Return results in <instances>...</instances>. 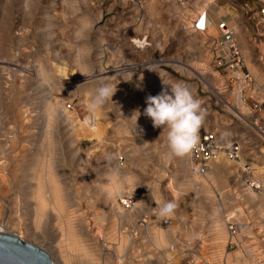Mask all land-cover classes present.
<instances>
[{
    "label": "rangeland",
    "instance_id": "1",
    "mask_svg": "<svg viewBox=\"0 0 264 264\" xmlns=\"http://www.w3.org/2000/svg\"><path fill=\"white\" fill-rule=\"evenodd\" d=\"M253 6V0H147L137 10L123 0H0V229L44 248L53 264H60L59 255L70 264H116L115 255L120 257L125 250L119 264H136L133 256L138 250L145 251L143 259L154 253L139 233L137 248L130 232L144 221L159 226L157 205L148 189L158 173L160 194L176 204L174 216L167 220L171 223L166 227V246L174 243L185 256L176 257L175 264H191L201 256L211 264H264V227L257 213L261 191L247 188L248 181L261 178L256 173L264 167V142L220 105L212 91L219 82L212 73L209 42L204 34L189 29L207 7L229 9L231 26L239 27L240 45L249 54L247 63L253 64L261 81L264 27L248 20L246 7ZM134 40L148 45L139 48ZM99 59L119 64L122 71L105 75L103 82L56 77L57 67L69 73H95ZM162 80L189 87L206 112L203 126L217 131L213 119L221 121L223 129L217 132L223 141L249 135L243 161L244 169L248 165L250 170L230 165L235 174L239 172L237 178L220 167L203 188L191 167L186 168V155L163 157L167 133L153 127L143 114L146 97L165 89ZM105 83L120 95L129 85L143 90L132 100L125 96L118 102L114 94L103 106L97 122L89 124L103 130L101 144L92 147L75 131L89 115V95ZM223 96L229 99L228 92ZM56 102L59 105L51 113ZM117 170L131 181L125 200L118 199L126 211L121 216L116 214L121 208L103 190L106 178ZM49 175L57 183L65 210L36 212L27 202L26 189L30 181ZM230 211L242 215L232 222L234 233L227 230L234 241L227 246L220 240L218 248L210 226L219 221L225 231L223 217ZM158 235L160 240L163 233Z\"/></svg>",
    "mask_w": 264,
    "mask_h": 264
},
{
    "label": "built area",
    "instance_id": "2",
    "mask_svg": "<svg viewBox=\"0 0 264 264\" xmlns=\"http://www.w3.org/2000/svg\"><path fill=\"white\" fill-rule=\"evenodd\" d=\"M123 1L137 10H141L147 0ZM179 1L187 2L189 0ZM253 3L252 8L246 7L245 10L246 14L250 13L248 20L255 26L264 27V0H253ZM211 29L215 30V34L209 33ZM190 30L193 33L204 34L209 42L212 73L219 82V85L212 88V91L219 98L220 105L231 112L236 122L242 123L247 131H252L264 142L260 135L264 133V76L263 80L258 81L248 69L236 38L235 26L229 25L226 21L210 25L204 10L191 23ZM223 92H228L229 99L223 96ZM65 107L70 110L71 104H67ZM248 136L240 134L223 141L216 130H209L202 126L199 144L188 154L193 173L204 178L214 162L219 160L235 164L241 162L245 146L250 143ZM255 149L256 147L252 148L253 151ZM246 168L250 167L246 165ZM248 182L247 188L261 191L258 184L253 181ZM228 229L232 235L234 233L232 221H229Z\"/></svg>",
    "mask_w": 264,
    "mask_h": 264
},
{
    "label": "bare ground",
    "instance_id": "3",
    "mask_svg": "<svg viewBox=\"0 0 264 264\" xmlns=\"http://www.w3.org/2000/svg\"><path fill=\"white\" fill-rule=\"evenodd\" d=\"M235 29H236L235 30L236 31V38H237V41H238L239 31L237 30L236 27H235ZM214 31L215 30H213V29L210 30V32H214ZM133 43L137 47H139V48H144L143 47L144 45H148L146 42H144V41L140 42L138 40H134ZM238 44H239V41H238ZM239 46H240V44H239ZM240 48H241L242 53L244 55L245 62H246V65H247L248 69L250 70L251 73H253V74L255 73L254 74L255 78L258 81H260L259 79L261 77L258 76V74H256V70H255L253 64L250 63V62H249V64L247 63V61L249 59V57H248L249 54H247V51H244L246 49V46L243 45L242 47L240 46ZM261 55H262V53L260 54V56L258 58V62L260 61V63H262V61H263V58H261ZM262 56H264V54ZM125 66H126V68L128 70L133 69V65L126 64ZM97 70H98L97 72H95V73L92 72L89 75H87V77H86L83 74H81L80 72H75V70H74V72L70 71V73H69V71H67L66 69L57 67L56 70H55V74H56V77L59 80H67V81H70L71 80V81H83V82H87V81H89L91 79H96L97 78V79H99V80H97L98 82H103V80H105L107 78L105 75L110 74V73H112V74L114 73L115 74L117 72H121L122 71V68H120V65L119 64H114V66H111L110 63H108V62H105L104 63V61L102 59H99ZM140 90H143L142 87L139 88L138 86H135V85H129V86H127V87H125L123 89L125 95L124 94L120 95V94H118L119 91L116 88V91L114 93L116 95L115 96V100L117 102L118 101H121L122 98H124L125 96L127 98L129 97V100H132L135 97L136 93H139ZM58 105H59L58 102H56L50 108V112L51 113L54 112V110L58 107ZM213 123H214L215 127L217 128V131H222L223 126H222L221 121L216 120V118H214L213 119ZM78 125H79V129L76 130L75 132H77V131L79 132L80 131L82 133V135L84 136L85 141L87 140L88 142H90L91 145H92V147L101 144V139H102V136L101 135L103 133V130H101V128L99 126H94L95 128H92L89 124H86L85 122L84 123L78 122ZM260 135L264 139V133H261ZM241 137L243 138L242 135H241ZM93 141H96V143L95 144H92ZM96 151H94V152H96ZM91 153H93V152H91ZM188 158H189V156L186 155V161H185L186 162V168L191 167V164L189 163V159ZM183 161H184V159H183ZM232 164L234 166L238 167L239 169H241L243 172L244 171H247V169H244V161L243 160L241 162H239V163H236V164L235 163H232V162H228L226 160H219V161L214 162V163L211 164V167H210V169H209V171L207 173V176H205L204 178L203 177H198V176L197 177H194V178H196V180L198 179L197 180V183H200L198 181H201V183H202V184L200 183L201 186L203 185V188H206L205 187V185H206L205 184L206 183V179H209V180L214 179L215 173H218V171H220V167L223 168L224 169L223 172L226 171V174H228L229 176L234 173V175H232L231 177H237L238 178L239 177V175H238L239 172L237 174H235L236 169L232 170L231 167H230V165H232ZM140 168L142 170L145 169L142 166H140ZM142 173H145V171L143 170ZM256 174L261 177V178L259 177L260 178L259 180H261V181H259L257 179V181L255 183L260 186L261 192L258 193V194H261L260 197L262 196V203L258 206L257 213L259 214V217L262 219V223H263V227H264V208H263L264 207V167L263 168H260L259 169V172H257ZM112 175H109L106 178V182H105L104 189H103V190L106 191V195H107V192L110 191L109 179H110V177ZM122 176L125 177L124 175H122ZM160 178H161V176L158 173H155V176H154L153 180H151L150 182H148V184L149 185L150 184L152 185L153 181L158 180ZM204 181H205V183H204ZM189 182H191V180H189ZM127 184L131 186V181L128 180V179H127ZM28 188L29 189H26V193H25V195L27 197V200H28L27 202H28V204H30L31 206L34 207V210H36V212H40L41 213V212H44V211L47 212L49 210L51 213H54V212H57V211L61 212L62 210H65L63 208V205H62V202H61L62 199H61V195L59 193V188L57 186V183L54 182V180L51 177V175L46 176V179L45 180L39 179L37 182H35L33 180L30 181ZM129 189L130 188H128V190ZM248 190H250L248 192H251L252 191V189H250V188ZM111 198L114 199L115 202L117 203L118 207L121 208V212H117L116 213L117 216L118 215L121 216L122 213H124L126 211L121 207V205L119 206L118 199H122V201H123V200H125V197L124 198H113V197H110L109 195H107V199H111ZM129 202L128 201H125L124 204L125 203H129ZM191 203L193 204L194 201L193 202L191 201ZM60 209H61V211H60ZM213 214H216V211ZM241 216L242 215L237 214V212L234 213L233 211L232 212L231 211L230 212H227L225 214V216L223 218H225L226 220L223 222V225H224V229H225L226 232L223 231V229L221 228L222 225L220 224L219 221L217 222V221L214 220L212 222L213 224L210 227H211V229H213L214 235H215V237H216V239L218 241V248L220 246V240L222 241V243L224 242L223 243L224 245L226 244L227 246L229 244H231V241L232 242L234 241V239H233L234 237H231V236L229 237L228 224H229V221H232L233 222L234 220H236L235 217L236 218H240ZM228 218H229V220H228ZM158 220H160V218ZM194 221L195 220L193 218H191V223L189 224V229H191V231L195 227ZM156 222H158V221H156ZM142 223H145V224H143V226H140V227L139 226L137 227L136 225H134V227H132L131 232H130V234L132 235V242H133V244H135V246L137 248L139 247L137 245V243H136V240H137L136 235L139 233L138 234V237L140 236V234L143 235L144 237L142 239H146L147 242L151 244V248H153L152 251L154 253H152L150 255H147V257H145L143 259L142 257L146 255L145 251H144V254H142L143 253V252H141L142 250L141 251L138 250L136 252V254H134V256H133L134 258H136V260H135L136 261L135 262L136 264H141L140 261H146V260L149 262V264H150V262H151V264H165V262H167L166 264H175V262H177L176 257H179V255H181L182 257L185 256V254L183 253L184 250H182V251H180L178 253V248L175 246L174 243L173 244H168L169 246L168 245L166 246V244L168 243L167 234H166V231H167L166 230V227L171 222L166 221V220L165 221L164 220H160L159 221V226H157V227H154L153 224H151L152 226L150 224H146L147 222H145V221L142 222ZM214 224H215V227H214ZM159 229H161L162 231H159ZM159 232H162L163 233V237L161 236L162 239H163V241H161V237H160V240H159V235H158ZM226 234H228V238H227V235ZM0 235L12 236V237H15V238L19 239L20 241H22L21 240V237H19L15 233H5L2 229H0ZM27 244H30L31 246H34V247L38 248L39 250H41L42 252H44L45 254H47V256L49 257V252L46 251L44 248L39 247L38 245L36 246L34 244H31V242L30 243H27ZM122 249H124V247ZM162 250H164V251H162ZM124 252H123L122 256H120V257L116 256V255H119V254H116L115 255V257L117 258L116 264H119L121 262L120 259L122 257H124L123 256V255H125ZM176 254H178V255L176 256ZM237 255H239V254H237ZM138 256H140V257L138 258ZM49 259H50V257H49ZM200 259L201 260L199 261L197 259V257H194L193 260H192V262H191V264H211V262L208 259H206L204 256H201ZM67 260L65 258H63L61 255H59V259L57 260V263H60V264H70V263H68ZM50 261H51V259H50ZM223 261H226V260H223ZM220 262L222 263V260Z\"/></svg>",
    "mask_w": 264,
    "mask_h": 264
},
{
    "label": "clouds",
    "instance_id": "4",
    "mask_svg": "<svg viewBox=\"0 0 264 264\" xmlns=\"http://www.w3.org/2000/svg\"><path fill=\"white\" fill-rule=\"evenodd\" d=\"M87 77L88 73L81 72ZM165 89L158 95L146 97L147 107L144 115L151 119L153 127L163 128L167 133V152L163 154L165 159L183 157L190 154L200 141V130L203 126L206 112L201 102L194 98L191 90L181 83H165ZM116 91L115 86L102 84L89 95L87 101L88 117L86 124L97 122L99 111L103 106L112 101ZM136 120L140 115L139 110L134 113ZM110 191L107 195L113 198H124L128 195L127 178L115 171L109 179ZM150 194L154 197L157 205L156 215L160 220H168L175 214L176 204L172 201H165L160 194L159 181H153L148 187Z\"/></svg>",
    "mask_w": 264,
    "mask_h": 264
},
{
    "label": "water",
    "instance_id": "5",
    "mask_svg": "<svg viewBox=\"0 0 264 264\" xmlns=\"http://www.w3.org/2000/svg\"><path fill=\"white\" fill-rule=\"evenodd\" d=\"M0 264H53L47 254L12 236L0 235Z\"/></svg>",
    "mask_w": 264,
    "mask_h": 264
},
{
    "label": "crops",
    "instance_id": "6",
    "mask_svg": "<svg viewBox=\"0 0 264 264\" xmlns=\"http://www.w3.org/2000/svg\"><path fill=\"white\" fill-rule=\"evenodd\" d=\"M205 12H206L207 22L210 25H215L221 21H226L229 25L234 24V18H233L231 11L229 9L219 11L216 7H211V8L207 7L205 9ZM197 16H198V14L196 15V18L191 21V23L197 19ZM190 27H191V24H190ZM190 27H189V29H190ZM237 30L239 31V27L237 28ZM238 41H239V38H238ZM239 44H240V41H239ZM242 46H243V44H242Z\"/></svg>",
    "mask_w": 264,
    "mask_h": 264
}]
</instances>
